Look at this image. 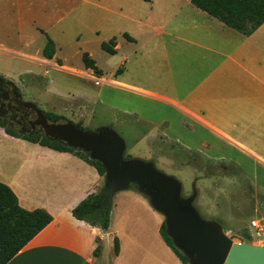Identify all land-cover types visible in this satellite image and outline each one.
<instances>
[{"label":"crops","instance_id":"0c3cea01","mask_svg":"<svg viewBox=\"0 0 264 264\" xmlns=\"http://www.w3.org/2000/svg\"><path fill=\"white\" fill-rule=\"evenodd\" d=\"M187 4L188 16L167 27L165 23L161 32L153 30L152 38L160 41L147 65L136 69L126 59V67H119L122 72L112 73L118 78L108 80L102 72L95 80L114 82L137 97L134 105L118 104L114 110L135 115L188 152L237 166L264 193V23L244 36ZM128 35L134 42L123 39L135 44L136 38ZM0 47L11 51L5 43ZM117 48L116 38V54ZM55 57L56 46L53 59H43ZM50 65L70 69L57 62ZM128 69L137 76L127 77ZM0 138L24 145L15 174L0 181L15 193L22 209H40L52 217L7 264H182L160 235L162 217L144 197L134 191L116 194L104 232L71 214L103 186L92 165L74 153L29 141L25 145L26 140L14 139L2 128ZM137 215L157 216L154 228L137 225ZM124 222L122 233L118 227ZM138 244L145 247L143 257L133 250Z\"/></svg>","mask_w":264,"mask_h":264},{"label":"rangeland","instance_id":"374dc122","mask_svg":"<svg viewBox=\"0 0 264 264\" xmlns=\"http://www.w3.org/2000/svg\"><path fill=\"white\" fill-rule=\"evenodd\" d=\"M187 1L0 0V43L11 49L0 47V77L12 82L21 99L33 103L43 113L63 117L85 131L112 129L125 142V156L151 162L159 172L177 179L182 198L195 195L192 204L202 220L217 222L225 233L229 232L228 236L236 235L247 243L264 245V233L250 225L255 219L264 224V193L237 166L211 162L200 153L204 158L197 159L192 152L160 137L151 125L139 121L135 115L120 114L114 110L115 106L134 105L135 94L114 82L105 84L95 80L101 78L82 64L81 55L88 52L108 80L118 78L112 73L121 65L126 67V59L127 64L142 69L151 61V52H155L157 40L160 41L156 36L152 38L153 30L161 32L165 23L167 27L188 16ZM123 33L132 35L137 42L128 43ZM46 36L56 46V57L50 62L42 57ZM112 37L118 42L116 55L100 48L101 42ZM58 61L70 69L50 65ZM128 72L131 79L137 76L130 69ZM23 146L21 142L0 138V179L15 174L22 156L19 148ZM137 189L130 184L127 190L118 193L134 191L150 205ZM154 214L163 219L158 212ZM157 216L134 218L137 225L143 223L150 229L154 228ZM119 226L123 233L125 222ZM133 250L138 257L146 253L143 244Z\"/></svg>","mask_w":264,"mask_h":264},{"label":"water","instance_id":"95a60500","mask_svg":"<svg viewBox=\"0 0 264 264\" xmlns=\"http://www.w3.org/2000/svg\"><path fill=\"white\" fill-rule=\"evenodd\" d=\"M25 105L34 109L36 119L32 124L38 125L45 137L87 153L89 159L102 165L100 196L105 203L112 205L116 193L136 185L163 216L167 236L188 264H264V245L228 236L217 222L202 220L192 204L195 195L182 198L177 179L159 172L151 162L124 159L125 142L112 129L90 132L70 121L48 122L33 103Z\"/></svg>","mask_w":264,"mask_h":264},{"label":"trees","instance_id":"16d2710c","mask_svg":"<svg viewBox=\"0 0 264 264\" xmlns=\"http://www.w3.org/2000/svg\"><path fill=\"white\" fill-rule=\"evenodd\" d=\"M188 1L199 10L205 12L209 17L216 19L224 26L244 36H249L264 23V0ZM122 37L127 41L134 42V39L127 33H123ZM115 47V37H112L107 42L103 41L100 43L101 50L109 55L116 54ZM54 54L55 43L51 38L46 36V42L42 49V56L47 60H51ZM81 60L83 66L91 70L95 76L99 77L102 75L101 69H99L96 61L88 52L82 53ZM57 63L61 65L60 61ZM121 72L122 69L119 68L116 70L115 75ZM45 116L53 123H58L61 120L68 121L63 117L50 113H45ZM0 127L3 128L1 124ZM3 130L11 137L37 143L59 152L74 153L88 164L92 165L97 173L101 177H104L102 165L98 161L89 159L87 153L74 150L60 141H53L43 134L23 135L17 134L6 128H3ZM192 155L197 159L204 158L197 152H192ZM124 159H130V157L124 155ZM219 163L224 164V162ZM240 172L242 171L240 170ZM134 188L137 189L136 185H134ZM111 209L112 205L105 203L100 196V190H97L78 203L71 210V214L75 219L105 232L108 230L110 224ZM51 220L52 217L43 210L36 209L33 211H26L22 209L18 204L17 196L11 188L0 182V264H7L10 259H12L36 234L46 227ZM159 232L165 244L178 257L182 264H188L187 258L173 246L171 239L167 236L164 220L160 226ZM117 249V241H115L116 253Z\"/></svg>","mask_w":264,"mask_h":264},{"label":"flooded vegetation","instance_id":"af4514ba","mask_svg":"<svg viewBox=\"0 0 264 264\" xmlns=\"http://www.w3.org/2000/svg\"><path fill=\"white\" fill-rule=\"evenodd\" d=\"M26 103L21 99L13 83L0 77V124L2 127L14 132H24L26 135L42 134L41 128L32 124L36 119L34 109L28 108ZM44 117L46 118L45 113ZM47 121L50 122L49 119Z\"/></svg>","mask_w":264,"mask_h":264},{"label":"built area","instance_id":"2783aa9c","mask_svg":"<svg viewBox=\"0 0 264 264\" xmlns=\"http://www.w3.org/2000/svg\"><path fill=\"white\" fill-rule=\"evenodd\" d=\"M250 225L252 228L256 229L257 232L264 233V224L262 225L259 219L252 220Z\"/></svg>","mask_w":264,"mask_h":264}]
</instances>
